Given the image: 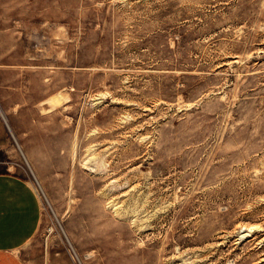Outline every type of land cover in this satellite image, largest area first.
<instances>
[{"label":"rangeland","instance_id":"obj_1","mask_svg":"<svg viewBox=\"0 0 264 264\" xmlns=\"http://www.w3.org/2000/svg\"><path fill=\"white\" fill-rule=\"evenodd\" d=\"M26 264H264V0H0V173Z\"/></svg>","mask_w":264,"mask_h":264},{"label":"crops","instance_id":"obj_2","mask_svg":"<svg viewBox=\"0 0 264 264\" xmlns=\"http://www.w3.org/2000/svg\"><path fill=\"white\" fill-rule=\"evenodd\" d=\"M41 209L26 179L0 173V264H26L19 251L38 230Z\"/></svg>","mask_w":264,"mask_h":264}]
</instances>
